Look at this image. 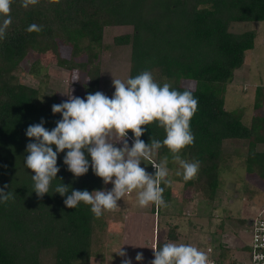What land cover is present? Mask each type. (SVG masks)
Instances as JSON below:
<instances>
[{"label": "trees", "instance_id": "trees-1", "mask_svg": "<svg viewBox=\"0 0 264 264\" xmlns=\"http://www.w3.org/2000/svg\"><path fill=\"white\" fill-rule=\"evenodd\" d=\"M10 15L12 23L0 40V188L8 185L5 190L13 192L15 200L0 203V264H90L94 255L103 260L104 254L99 251L104 214L96 218L91 206L83 202L76 208L63 203L72 189H105L102 178L91 169L87 152L89 171L75 178L63 163L67 150L58 153L60 171L51 182L49 194L42 198L33 190L34 172L24 164L28 155L25 148L32 139L25 135L27 127L43 118L46 129L54 128L61 115L53 114L51 106L68 99L60 98L46 84L21 82L14 71L31 54H45L58 67L79 76L77 85L81 86L84 98L94 94L101 90V52L110 47L104 43L107 27H131L130 32L117 34L112 41L130 48L128 78L147 70L159 85L169 83L177 91H191L198 100V109L190 121L194 143L183 148L180 155L188 162L199 161V171L188 181L182 176L173 181L213 199L222 182L221 173L231 166L234 152L236 156L242 155L238 148L225 147V141L234 139L247 142L242 160L244 183L264 181V150H257L259 144H264V115L253 113L246 121L244 106L224 108L227 86L243 65L246 51L254 47L256 36L255 30L233 31L231 26L240 21H264V0H60L58 4L39 0L28 8L21 6V0H13ZM31 24L42 26V31H26ZM63 46L70 47L68 56L62 55ZM39 64V58L31 61L29 71L32 73ZM185 80L194 82V87L183 86ZM253 107L264 108L263 84L255 88ZM141 127L146 130L140 139L146 144L151 138L162 141L165 137L164 129L156 121ZM132 135L128 130L130 145ZM52 147L55 150V145ZM155 155L157 163L167 156V166H172V153L166 146ZM151 169L154 174L152 164ZM60 183L69 186L63 197L52 192ZM250 185L249 195H257L258 185ZM160 186L165 189L163 198L167 203L171 199V184L162 182ZM240 189L243 195L242 184ZM210 210L205 216L206 228L212 235L219 234L224 228L223 219L230 215L225 212L219 217ZM261 213L243 219L250 237L254 220L264 219ZM214 217L219 223L211 228ZM242 249L248 251L249 244ZM210 261L244 262L232 256L222 242Z\"/></svg>", "mask_w": 264, "mask_h": 264}, {"label": "clouds", "instance_id": "clouds-1", "mask_svg": "<svg viewBox=\"0 0 264 264\" xmlns=\"http://www.w3.org/2000/svg\"><path fill=\"white\" fill-rule=\"evenodd\" d=\"M60 0H49L58 4ZM13 0H0V40L6 36V31L12 23L10 15ZM39 3V0H21V6L28 8ZM28 32H40L42 26L31 24ZM75 79H79L77 75ZM114 93L111 98L100 91L89 93L85 98L69 95L68 100L53 104V114L60 113L61 119L55 122L51 130L40 123L29 125L25 135L32 138L27 143L24 158L25 167L31 169L34 175L33 190L38 198L49 194L51 182L57 179L60 168L57 165L58 153L67 150L63 163L73 177H80L89 171V160L85 151L91 157L93 173L102 178L103 184L111 183L110 190H76L72 189L63 203L68 208H76L80 202L90 205V210L96 218L105 211H113L118 207L117 201L126 193L139 190L138 204L146 207L149 204L157 208L167 207L163 198L164 188L161 183L169 174L168 157L157 163L150 158L166 146L172 153V160L181 170L176 171L185 181L194 178L199 171V161L188 162L181 158L180 152L186 146L194 143V134L190 121L198 109V100L191 91H177L169 83L159 85L150 71H143L126 81L113 79ZM158 122V127L164 129V139H152L146 144L140 139L146 129L142 125ZM128 130L132 132V144L129 147L126 139ZM122 141V146L115 147L111 139ZM55 145V150H53ZM150 160L155 169L154 174L141 167V161ZM8 185L0 188V203L7 204L15 200L13 192L6 191ZM52 192L62 197L69 192V186L58 184ZM154 259L151 264H209L208 256L191 244L167 242L159 247H152ZM117 254L122 259L121 264H132L127 252L121 247ZM143 253L137 252L135 260L143 261Z\"/></svg>", "mask_w": 264, "mask_h": 264}, {"label": "rangeland", "instance_id": "rangeland-1", "mask_svg": "<svg viewBox=\"0 0 264 264\" xmlns=\"http://www.w3.org/2000/svg\"><path fill=\"white\" fill-rule=\"evenodd\" d=\"M250 29L256 32L254 47L246 51L243 65L235 71L231 83L227 86L224 106L228 110L244 106L246 121H249L253 113L264 115V108L255 110L253 107L255 88L257 85H264V21H240L231 26L233 31ZM130 31L129 26L104 29V43L109 44L110 47L101 52L103 73L100 78V92L109 98L115 91L112 80L126 81L130 66V48L113 44V37ZM60 50L63 56H68L70 53L68 46H63ZM38 58L40 64L31 73L29 71L31 61ZM85 58L82 57V59ZM14 73L21 82L37 86L46 84L57 91L62 99H68L69 95L84 98L80 90L81 86L78 87L77 79L74 80L77 74L58 67L55 61L50 60L45 54H31L29 60L18 65ZM182 84L189 88L194 87L192 81L185 80ZM111 139L113 141L116 139L115 134ZM113 143L115 147L122 146V141ZM128 143L131 147L129 139ZM224 145L238 148L242 155L241 157L236 156L234 152L233 160L230 161L231 166L221 173L222 182L213 199L209 200L206 194L194 190L193 187L184 188L181 183L173 181V178L177 177L176 171H182V169L172 161V166H167L169 174L166 180L170 181L172 189L171 199L166 203L167 207H160L158 210L153 204L141 207L137 200L139 190L126 193L117 201L118 207L115 210L103 213L106 221L104 232L101 235L103 244L99 254L103 253L104 257L102 260L101 256L94 255L90 264H121L124 257L117 254L120 247L127 252V257L131 259L132 264H151L154 259L152 247H158L167 242L191 244L205 252L208 260L216 256L219 243L222 242L227 245L232 256L235 255L237 260H247L248 252L242 247L247 243L250 244L251 237L242 222L245 217H256L257 213L261 212L264 217V181L253 180L252 182L251 180L254 187L255 184L258 185L259 191L257 195L250 196L248 192H250L251 183H248L249 180L245 183L243 181L245 166L242 160L247 142L234 139L225 141ZM257 150L263 151L264 144H259ZM150 159L156 161V155L154 154ZM140 166L153 174L150 160L141 161ZM241 184L244 186L243 195L240 189ZM112 186L111 183L105 185V190H110ZM152 208H154L153 211ZM211 208L213 213L219 217L225 212L230 215L223 219L224 228L219 234L212 235L206 228L207 218L205 216L209 214ZM218 223V218L214 217L212 225L210 224L211 228ZM170 230H173L171 234ZM156 242L157 246H155ZM137 252L143 253V261L135 260ZM211 262L209 264H212Z\"/></svg>", "mask_w": 264, "mask_h": 264}, {"label": "built area", "instance_id": "built-area-1", "mask_svg": "<svg viewBox=\"0 0 264 264\" xmlns=\"http://www.w3.org/2000/svg\"><path fill=\"white\" fill-rule=\"evenodd\" d=\"M253 224L247 260L241 264H264V219L257 217Z\"/></svg>", "mask_w": 264, "mask_h": 264}, {"label": "crops", "instance_id": "crops-1", "mask_svg": "<svg viewBox=\"0 0 264 264\" xmlns=\"http://www.w3.org/2000/svg\"><path fill=\"white\" fill-rule=\"evenodd\" d=\"M157 245V242L155 243V246ZM248 245V243L246 244V246ZM91 259H93V257L91 258ZM91 259H90V261H91Z\"/></svg>", "mask_w": 264, "mask_h": 264}]
</instances>
